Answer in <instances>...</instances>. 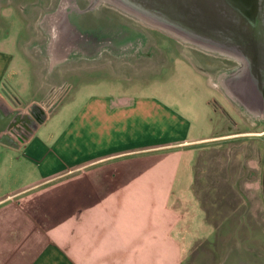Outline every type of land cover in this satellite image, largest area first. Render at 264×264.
Masks as SVG:
<instances>
[{"label":"crops","instance_id":"0c3cea01","mask_svg":"<svg viewBox=\"0 0 264 264\" xmlns=\"http://www.w3.org/2000/svg\"><path fill=\"white\" fill-rule=\"evenodd\" d=\"M0 16V135L19 141L0 140V264H184L198 246L264 264L241 252L264 239L248 211L249 193L264 195V146L249 168L240 159L232 183L202 158L197 191L207 138L158 92L164 81L131 92L113 72H78L50 111L47 86L71 79L48 78L47 58L18 43L10 6Z\"/></svg>","mask_w":264,"mask_h":264},{"label":"rangeland","instance_id":"374dc122","mask_svg":"<svg viewBox=\"0 0 264 264\" xmlns=\"http://www.w3.org/2000/svg\"><path fill=\"white\" fill-rule=\"evenodd\" d=\"M17 1L19 3V0ZM78 1L81 7L89 2V0ZM118 1L127 7L136 8L126 1ZM57 4L55 3L54 6L56 7ZM69 7L76 9L75 14H81V10H77V5L72 4ZM89 13L95 20L93 28L97 35L91 49L81 47L59 62H52L50 55L43 54L38 49L39 53L48 57V78L55 81L59 77H64L63 73L70 71L68 78L71 81L65 82L64 86L60 84L47 86L49 96L62 94L78 72L83 74L98 72L105 76L113 72L122 77L117 85L113 86L127 85L131 92L154 81H164L168 90L158 84L156 88L158 92L169 98L172 104L180 106V109L193 120L192 133L195 136L202 133L207 138L196 145L197 191H199L201 163L204 161L202 158L209 162L210 167L223 169L224 173L229 172L228 181L231 183L244 156H249L251 159L250 162L247 158L243 166L249 168L252 158L257 156L260 148L264 146V116L252 118L239 102L225 93L221 86H213L211 83L212 80L218 82V77L222 73L231 72L239 66V60L217 51H209L194 42L185 41L169 30L151 24L106 0L93 6ZM36 26L37 28L31 31L32 43L36 46L40 44L37 46L40 47L48 40V34L40 25ZM168 26L185 34L187 33L183 30L186 29L192 32L186 23L182 24L181 29L173 25ZM37 34L39 37L34 36ZM189 34L188 36L194 41L204 40L194 32ZM224 46L220 45V47ZM194 84L198 92L192 90ZM106 86L108 88L107 84ZM56 116L57 111L53 113L50 122L55 120ZM262 156L264 159V150ZM263 163L260 165L261 168ZM249 194L254 205L248 209L250 219L253 218L257 222L258 227L261 228L258 235L262 234L264 238V195L260 190L256 196L253 192ZM226 211L231 215L233 210L226 209ZM234 214L235 219H244L243 211ZM260 242L261 244H257L258 251H241L250 252L252 262L257 261V258L264 260V239ZM200 248L201 246H198V249L194 247V251H188L189 256L186 257L184 264H228V261H225L227 257L223 256L224 251H209L208 254L207 251H200ZM233 252L236 256L237 251Z\"/></svg>","mask_w":264,"mask_h":264},{"label":"water","instance_id":"95a60500","mask_svg":"<svg viewBox=\"0 0 264 264\" xmlns=\"http://www.w3.org/2000/svg\"><path fill=\"white\" fill-rule=\"evenodd\" d=\"M135 10L166 25L192 32L214 45H225L258 64L264 57V0H123ZM141 5V6H140ZM143 7V8H142ZM148 13V14H146ZM187 26V27H188ZM171 27V26H170ZM219 45V46H220ZM262 64V63H261ZM256 67V66H254ZM20 119V116H16ZM20 130V127H16ZM15 131V128H10ZM24 137H28L23 133ZM23 138V137H21ZM0 140L18 146L6 131ZM264 190V171H263Z\"/></svg>","mask_w":264,"mask_h":264},{"label":"bare ground","instance_id":"6f19581e","mask_svg":"<svg viewBox=\"0 0 264 264\" xmlns=\"http://www.w3.org/2000/svg\"><path fill=\"white\" fill-rule=\"evenodd\" d=\"M102 1L103 0H95V4L93 6H97ZM106 1L123 7L125 10L133 13L134 15L142 19L147 20L151 24L158 25L169 30L174 35H178L185 41L194 42L203 47L204 49H207L209 51H217L222 54H225L226 56L239 60V66H236L231 72L222 73L218 77V82L212 80L211 83L213 86H221L224 89L225 93L237 102H239L242 105L243 109L248 112L252 118H256L257 116H264V110L260 108L259 101L256 97V94L254 93V89L250 82L252 81V70L253 68L255 69L254 66H256V63H251L252 70H250L249 63L251 61L246 59L249 61V63L247 64V61L245 60L246 57L244 58L242 55H240L241 53H238L226 47L216 46L205 40L194 41L187 34L176 30L162 22H158L157 20L148 17L147 15L141 13L138 10L127 7L121 4L118 0ZM67 3V0H62L61 6L59 7L60 10L52 14L46 15L41 21L44 30L48 34V40L45 44L41 45V49L46 54L50 55L52 62H59L63 60L69 54L75 53L76 50L80 49L83 45L89 47V43L86 42L84 35L78 33L75 29L70 28L66 23V20L63 19L65 12L64 8L66 7L65 5ZM261 72L262 77L264 78V57L261 64ZM253 120L252 122H255Z\"/></svg>","mask_w":264,"mask_h":264},{"label":"flooded vegetation","instance_id":"af4514ba","mask_svg":"<svg viewBox=\"0 0 264 264\" xmlns=\"http://www.w3.org/2000/svg\"><path fill=\"white\" fill-rule=\"evenodd\" d=\"M61 1L62 0H19L18 3L17 0H2V1L0 0V13L4 10L5 6L7 5L10 6L14 18L13 23L17 29L18 43L21 44V47L23 48L24 52L28 54V56H31L34 59H36L39 55H42V57L45 59L48 58L45 55H43L46 53L41 49V46L37 47L40 44L36 46V44L32 43L33 36L31 34V31L33 28H37L36 26L37 24L40 25L42 28H44L41 23L43 17L60 10L59 7L61 6ZM67 1L68 3L65 5L66 7L64 8L65 12L63 19L66 20V23L70 28H73L78 33L84 35L86 42L89 43V47H87L86 45H83L82 47H85L86 49H91L92 46L94 45L95 39L97 38L95 29L93 28L95 27L93 26L95 20H93L92 15L89 13L93 5L95 4V0H89V2H87V4H85V6L83 7L80 6L78 0H67ZM55 3H58L56 7L54 6ZM72 4L77 5V10H81V14H75L76 9L69 7ZM36 16L37 18H35ZM0 18H1L0 21L1 20L3 22L5 21L4 16H0ZM20 22H22V24ZM34 36L39 37V34ZM45 43L46 42H44V44ZM34 46L37 48H34ZM38 49L41 50L43 54L39 53ZM246 59L249 60V58H245V60ZM248 60H246L247 64L250 61ZM261 63L262 60H260L259 63L256 64L255 69L253 68L252 70L251 62H250L249 69L252 70V74H253L252 75L253 77L251 76L252 81L250 82L254 89V93L256 94V97L259 101L260 108L264 110V78L262 77ZM59 71L61 72L62 69L59 68ZM69 74L70 71H67L62 75H64V77H69ZM72 87H73V83L68 84V87H66L62 92L65 93L66 91L71 90Z\"/></svg>","mask_w":264,"mask_h":264},{"label":"built area","instance_id":"2783aa9c","mask_svg":"<svg viewBox=\"0 0 264 264\" xmlns=\"http://www.w3.org/2000/svg\"><path fill=\"white\" fill-rule=\"evenodd\" d=\"M64 96V94H55L54 96H50L49 99L46 102V105L49 107L48 110H52L55 105L62 99V97ZM55 97V98H54Z\"/></svg>","mask_w":264,"mask_h":264}]
</instances>
